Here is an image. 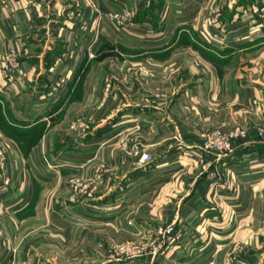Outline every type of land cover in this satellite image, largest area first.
Listing matches in <instances>:
<instances>
[{
	"label": "crops",
	"instance_id": "crops-1",
	"mask_svg": "<svg viewBox=\"0 0 264 264\" xmlns=\"http://www.w3.org/2000/svg\"><path fill=\"white\" fill-rule=\"evenodd\" d=\"M216 7L219 14L211 24L209 20ZM123 8L133 11V15L128 22L117 27V32L108 15ZM263 8L264 0H0V114L7 106L19 129L45 130L33 142L29 135L22 138L23 146H27L23 151L15 140L11 141L16 147L14 151L18 161H70L76 172H82V166L93 162L99 153H103L101 156L108 162L117 160L119 156L113 147L117 132L130 128L131 122L115 120L102 123L87 138L75 137L67 128L68 123L64 122L66 117L81 110L88 98L98 93L96 85L103 73L102 66H107L111 60L109 55H101L116 43L121 44L129 54L122 60L124 66L130 63L153 66L155 71H159L156 72L158 78L166 74L161 65L176 66L169 73L171 86L194 95L201 102L194 105L201 114H211L205 103L224 95L240 100H243L244 93L246 97L250 94L259 97L262 90L252 83L247 84L244 90L242 80L237 76L232 84L234 73L221 75L215 67L216 62L210 58L206 61L203 53H200L199 40L210 42L209 39L215 35L214 39L218 40L213 44L218 46L222 36L231 34L230 37L234 38L229 48L234 49V53L264 47ZM13 47L21 64L19 71L4 68ZM146 52L151 53L144 56ZM180 74L183 81L175 85L177 80L173 78ZM135 77L136 84L124 86L122 94L127 95V88H135L134 93L138 96L140 92H146L144 80L139 75ZM195 78L197 81H192ZM60 80L65 83L58 87ZM156 85L169 87L165 81ZM141 107L124 112L119 119L127 115L138 119L142 126L140 134L144 135V139H151L159 148L166 146V149L162 152L163 157L151 168L158 171L156 183L135 187L131 194L140 193L146 188L156 190L161 184L160 179L165 177L169 181L178 175L184 168L180 166L182 163L188 168L199 166L202 155L212 159V152L199 145L195 132L187 127L180 128L178 123L168 125L159 120L152 121L148 117L149 112ZM119 122L121 126L116 127ZM184 128L189 133L186 135L190 136L185 137L181 131ZM166 137L169 141L165 140ZM28 142L31 145L28 146ZM242 160L248 161V164ZM227 162L234 163V172L224 175L232 185L229 192L214 198L209 191V173L201 175L193 171L192 187L185 197L193 193V197L197 198L192 197L193 200L187 204L189 207L185 206V214L177 215L176 222L178 227L181 222L191 227L185 236L190 235L189 239L194 240L192 247L202 246L201 249H208V252H205L206 255H189L180 251L176 256L182 258L184 264L209 259L212 251V258L203 260V264H224L229 249L238 243L248 245L246 253L240 256L241 261L244 264H259L258 226L260 222L264 224V191L258 190L259 184L264 183V138H255L236 146L234 152L215 164ZM66 171L62 168V175H66ZM251 183L253 185L249 187ZM14 189L15 194L21 191L17 185ZM200 192H207V199L198 196ZM10 193L8 199L11 205L14 201ZM29 195L32 198L33 191H27L26 197ZM243 195L247 198H243ZM27 200L29 202V197ZM92 202L94 206L104 203L97 201V198ZM3 207L6 205L0 199V210ZM37 220L41 219H17V234L12 225H5L9 232L5 234L8 241L0 251V264H50L46 261L50 250L36 248L33 227Z\"/></svg>",
	"mask_w": 264,
	"mask_h": 264
},
{
	"label": "rangeland",
	"instance_id": "rangeland-1",
	"mask_svg": "<svg viewBox=\"0 0 264 264\" xmlns=\"http://www.w3.org/2000/svg\"><path fill=\"white\" fill-rule=\"evenodd\" d=\"M214 9L215 13L209 20L211 24L219 14L218 8ZM119 11H124L123 14L128 18L133 15V11L125 8ZM117 13L118 9L108 15L113 23H116L113 19ZM262 13L264 14V8ZM116 24L114 29L118 32L117 27L123 23ZM230 36L231 34L222 36L216 46L213 43L218 39H214L215 35H212L214 38L209 39L211 43L199 40L201 45L199 47L205 54L216 56L217 63L214 65L221 75L225 72L227 75L234 73L231 77L232 84L237 76L242 80L244 90L247 84L252 83L262 92L259 97H252L251 94L246 97L244 93L243 100L228 95L212 99L209 103H205L208 112H211L207 115L196 110L194 105H199L201 102L196 100L194 95L187 93L185 89L177 90V86L176 88L171 86L172 78L169 77V73L176 66L161 65L162 71L166 74L158 78L156 72L159 71H155L153 66L134 63L124 66L122 60L129 57V54L119 43L114 44L112 49L109 48L108 52H103L110 54L111 60L107 66H102L103 73L96 85L98 93L95 97L88 98L81 110L66 117L64 122L68 123L67 128L75 134V137L84 138L89 137L94 128L102 123L115 120L131 122L130 128L117 132L113 147L119 157L112 163L101 156L103 153L93 158V162L82 166V172H76L74 164L70 161L45 159L40 163L19 162L14 151L16 147L11 141L15 140L23 151L27 146L26 144L23 146L22 138H28L29 135L33 142L45 130L39 128L35 132L34 129H24V131L19 129L18 122L13 121L10 109L6 106V110L0 114V199L6 207L7 205L9 207L0 210V251L6 247L8 241L5 236L9 233L8 227L5 226L7 223L14 227V232L17 234L15 231L19 228L15 226L17 219L35 217L41 219L37 220L33 227L36 248L50 250L49 259H46L50 264H184V260L176 256L180 251L191 255L201 253L204 255L208 252V249L202 250V246L192 247L194 240L189 239L190 235L185 236L191 227L185 222H181L178 227L176 222L177 215L179 217L185 214V206L194 196L191 193L190 196L185 197L192 187L193 171L201 175L209 173V191L214 195L213 198L221 193H227L232 184L224 175L234 172V163L218 165L219 161L234 152L236 146L255 138H264V47H253L234 53V49L229 48L234 38ZM11 50L16 51L14 47ZM150 53L146 52L144 56ZM202 56L209 61L206 55ZM10 57L7 56V64ZM18 64L21 65L19 61ZM136 75L144 80L143 86L146 92H140L138 96L134 93L135 88L131 90L127 88L125 90L127 95L122 94L124 86L136 84ZM173 80H177L175 85H178L183 78L180 74L174 76ZM161 81H165L166 86L169 85L168 89L156 85ZM64 83L60 80L57 85L63 86ZM137 107L147 110L148 117L152 121L159 120L160 123H168V125L178 123L180 128L187 127L189 131L195 132L196 137L199 138V145L212 152V159L202 155L199 166H188V168L182 163L180 166L184 168L172 180L167 181V178L163 177L160 179V185L157 181L159 186L156 190L150 191L146 188L147 190L140 193L131 194L135 187L156 183L158 171L151 168L163 157L162 152L166 149L164 145L163 148H159L151 139L146 137L144 139V135L140 134L142 126L138 119L130 115L119 119L124 112ZM120 122L116 127L121 126ZM181 131L185 133V137L190 136L186 135L188 131L185 128ZM167 138L165 140L169 141ZM225 139L232 143L231 149L216 148L219 140ZM27 145H31V142ZM146 154L149 155L150 160L141 162ZM217 161L218 163L215 164ZM242 162L248 161L242 160ZM62 168L67 169L66 175H62ZM16 185L21 187L18 194L14 192ZM251 185L253 184H249V187ZM262 185L264 183L259 184V192L264 191ZM29 190L33 191L34 195L32 198L31 195L27 196L29 197L27 202L26 195ZM10 192L14 201L11 205L8 199ZM199 194L198 196L207 199L205 198L207 192ZM246 196L248 197L247 193ZM246 196L243 195V198H247ZM95 198L104 203L94 206L92 200ZM193 198L196 199L197 196ZM259 225V264H264V224L260 222ZM184 237L187 239H183ZM39 239L44 241L40 242ZM28 242L30 243L31 239ZM247 249L248 245L245 243L233 246L229 249L224 264H244L240 256L245 254ZM212 256L213 251L211 258ZM211 258L199 259L195 264H203V260L209 261Z\"/></svg>",
	"mask_w": 264,
	"mask_h": 264
},
{
	"label": "built area",
	"instance_id": "built-area-1",
	"mask_svg": "<svg viewBox=\"0 0 264 264\" xmlns=\"http://www.w3.org/2000/svg\"><path fill=\"white\" fill-rule=\"evenodd\" d=\"M123 12L124 11H119L118 10L117 15L115 14L113 20L116 23L119 22V24H122L125 21H128L129 20V18L125 14H123ZM116 23H114V24H116ZM116 25H118V24H116ZM10 56L11 57L8 60V64L6 65V68H8V69L9 68H13L14 70L15 69H18L19 64H18V61L16 60L17 59L16 58V53L15 52H11V55ZM231 145H232V143L231 142H228L226 139L225 140H219V142L216 144V148H218V149L226 148V150H229L232 147ZM147 159L150 160V157H149L148 154H146L145 156L142 157L141 162H146Z\"/></svg>",
	"mask_w": 264,
	"mask_h": 264
},
{
	"label": "trees",
	"instance_id": "trees-1",
	"mask_svg": "<svg viewBox=\"0 0 264 264\" xmlns=\"http://www.w3.org/2000/svg\"><path fill=\"white\" fill-rule=\"evenodd\" d=\"M185 38L182 36V40H184ZM197 47V46H196ZM198 49H199V47H197ZM112 49V48H111ZM200 51H202V53L204 54V55H206L208 58H210L211 60H213L214 62H216L217 63V59H216V56L214 57V56H210L209 54H205L204 52H203V50L202 49H199ZM108 55H110V54H108V53H105V54H103L102 55V57H106V56H108Z\"/></svg>",
	"mask_w": 264,
	"mask_h": 264
}]
</instances>
